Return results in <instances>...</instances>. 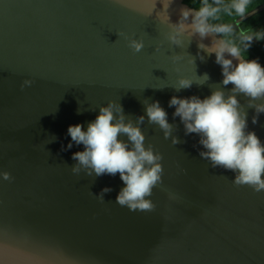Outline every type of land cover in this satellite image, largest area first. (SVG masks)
Wrapping results in <instances>:
<instances>
[{"label":"water","instance_id":"95a60500","mask_svg":"<svg viewBox=\"0 0 264 264\" xmlns=\"http://www.w3.org/2000/svg\"><path fill=\"white\" fill-rule=\"evenodd\" d=\"M183 7L185 0L166 10L163 0H0V173L11 176L0 177V264H264V191L212 167L168 106L173 95L203 98L223 87L215 55L199 48L209 39H167ZM125 36L142 39V50ZM205 73L203 85L175 90L179 77ZM238 98L264 142V114L253 124L254 109ZM145 100L165 108L180 143L145 117V144L163 157L162 182L149 197L153 209L132 211L116 202L119 174L73 171L83 146L67 147V129L86 128L110 101L135 123Z\"/></svg>","mask_w":264,"mask_h":264},{"label":"clouds","instance_id":"9594fccd","mask_svg":"<svg viewBox=\"0 0 264 264\" xmlns=\"http://www.w3.org/2000/svg\"><path fill=\"white\" fill-rule=\"evenodd\" d=\"M172 2L163 0L165 10ZM249 3L250 0H230L228 4L224 0H198V6L180 10V19L175 24H169L167 14H162L161 19L169 24L167 39L175 45H182L185 36L209 39V45L200 43L199 48L209 56L215 55L222 75L220 85L223 87H214L208 96L173 95L168 102V106L175 109L173 118H179L186 136L196 134L199 137L198 143L202 146L199 154L212 167L232 171L235 173L233 183L248 185L261 192L264 191V142L255 131L248 129V113L238 98L241 94L247 98V106L255 111L252 123L256 124L260 114H264V64L259 58L249 59L246 54L254 42L264 40V29H240L249 14ZM224 16L239 19L232 22ZM125 39L135 52L144 47L142 39L128 36ZM200 59L204 56L200 55ZM209 79L207 73L198 80L181 76L174 88L180 92L191 88L194 81L203 85ZM31 83L25 80L22 87ZM229 84L232 87L226 91ZM144 103L145 115L135 123L126 118L122 105L110 101L100 106L98 115L86 128L78 123L67 129L71 137L67 147L70 149L73 143L83 146L82 151L73 153L72 158L78 162L73 171L79 172L83 167L96 176L119 174L123 187L116 202L132 211L153 209L149 197L162 182L163 157L152 145L145 144L146 137L141 128L145 117L149 124L157 125L163 131L165 139L171 137L173 144L180 143L172 136L173 124L160 102L145 100ZM0 177L11 179L7 172L0 173ZM111 190L104 188L99 198L102 200L103 194Z\"/></svg>","mask_w":264,"mask_h":264},{"label":"trees","instance_id":"16d2710c","mask_svg":"<svg viewBox=\"0 0 264 264\" xmlns=\"http://www.w3.org/2000/svg\"><path fill=\"white\" fill-rule=\"evenodd\" d=\"M225 4L230 3V0H224ZM185 4L189 7L198 6V0H185ZM248 16L240 25V29L244 31L264 29V0H250L248 8ZM227 21H236L239 17L224 16ZM249 59L259 58L260 62L264 64V40L256 41L247 52Z\"/></svg>","mask_w":264,"mask_h":264}]
</instances>
